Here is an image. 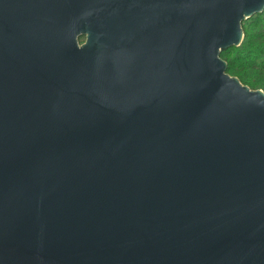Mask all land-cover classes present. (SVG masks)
I'll use <instances>...</instances> for the list:
<instances>
[{
    "label": "water",
    "instance_id": "water-1",
    "mask_svg": "<svg viewBox=\"0 0 264 264\" xmlns=\"http://www.w3.org/2000/svg\"><path fill=\"white\" fill-rule=\"evenodd\" d=\"M263 11L0 0V264H264V91L221 57Z\"/></svg>",
    "mask_w": 264,
    "mask_h": 264
},
{
    "label": "trees",
    "instance_id": "trees-1",
    "mask_svg": "<svg viewBox=\"0 0 264 264\" xmlns=\"http://www.w3.org/2000/svg\"><path fill=\"white\" fill-rule=\"evenodd\" d=\"M244 39L239 46L223 49L228 73L252 89L264 91V11L243 23Z\"/></svg>",
    "mask_w": 264,
    "mask_h": 264
},
{
    "label": "flooded vegetation",
    "instance_id": "flooded-vegetation-1",
    "mask_svg": "<svg viewBox=\"0 0 264 264\" xmlns=\"http://www.w3.org/2000/svg\"><path fill=\"white\" fill-rule=\"evenodd\" d=\"M84 42H85V38H84V40L83 39L81 40V44L84 43Z\"/></svg>",
    "mask_w": 264,
    "mask_h": 264
},
{
    "label": "rangeland",
    "instance_id": "rangeland-1",
    "mask_svg": "<svg viewBox=\"0 0 264 264\" xmlns=\"http://www.w3.org/2000/svg\"><path fill=\"white\" fill-rule=\"evenodd\" d=\"M83 40H84V38H83Z\"/></svg>",
    "mask_w": 264,
    "mask_h": 264
}]
</instances>
